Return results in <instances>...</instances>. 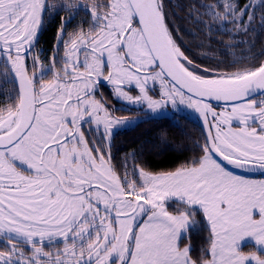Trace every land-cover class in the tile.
Listing matches in <instances>:
<instances>
[{"label": "snow or ice", "instance_id": "6c2138e0", "mask_svg": "<svg viewBox=\"0 0 264 264\" xmlns=\"http://www.w3.org/2000/svg\"><path fill=\"white\" fill-rule=\"evenodd\" d=\"M241 3L188 5L232 41L231 60L209 43L197 61L165 0H0V264H264V0ZM106 86L156 116L193 110L203 143L169 171L114 164L113 129L134 122Z\"/></svg>", "mask_w": 264, "mask_h": 264}, {"label": "trees", "instance_id": "16d2710c", "mask_svg": "<svg viewBox=\"0 0 264 264\" xmlns=\"http://www.w3.org/2000/svg\"><path fill=\"white\" fill-rule=\"evenodd\" d=\"M49 2L59 3L60 0H49ZM78 2L85 3L86 0H78ZM165 2L169 4V11L176 13L171 19L180 29L175 34L177 42L181 44L182 48L190 50L192 56L197 58V61L203 58V53L209 52V43H211L212 51L216 57L224 59L226 54L227 59H232L231 51L223 49L221 44L218 43L219 41H223L225 44L232 43L229 36L213 31L211 33L212 40L209 41L205 35L207 29L195 23L194 19H188L186 14L189 4H214L216 0H165ZM255 2L259 4L260 0H255ZM241 6H243V0ZM200 11L202 12L203 9H200ZM60 16L68 18L69 12H61ZM86 20L87 17L84 12H80L71 20L69 30L84 23ZM59 26V17L54 22L46 25L47 31L43 37V40L49 41V43L43 45L46 54L51 51V40L55 35V30ZM84 26L87 27V24L84 23ZM213 27H215V24ZM201 43L205 45L203 49L197 47ZM257 48H259V44ZM238 53L239 50H237ZM11 88V84L6 85L7 90L10 91ZM119 111L124 117L139 112L136 109L124 108H119ZM204 134L202 123L184 114L147 117L140 120L134 126L120 130L114 134L111 142V154L114 158L113 163L120 165L125 158H128L129 166H131L133 162L131 154L135 152L139 167H146L148 170L154 172L173 170L194 155L195 144L197 142L203 143ZM141 152L143 155H140ZM120 170L122 171V169ZM201 240V235L195 232L192 233V242L194 245H199Z\"/></svg>", "mask_w": 264, "mask_h": 264}, {"label": "rangeland", "instance_id": "374dc122", "mask_svg": "<svg viewBox=\"0 0 264 264\" xmlns=\"http://www.w3.org/2000/svg\"><path fill=\"white\" fill-rule=\"evenodd\" d=\"M109 88H110V86H109ZM157 88H158V85H157ZM131 94L135 96L137 94V92L134 91ZM97 98H100V97L98 96ZM109 101L110 100L106 96L103 95V102L110 109H114L115 108V110H117V112L116 111L114 112V115H116V116L124 117V116H122L120 114L119 108L136 109L137 111H139V112H137V114H132L131 116L126 117L128 120L134 122L133 126L135 124H137L140 120L144 119V118L156 116L154 114H151L149 112V110H147L145 105H134V104H131L128 101H120V100H117L116 98H114V96H113V100L110 101V102ZM180 107L183 109L182 111H175L174 112L172 110V108H171V105L169 104L167 109L165 110V111L168 112V115H166V116H173L175 114H184V115H187V116H189V117H191V118H193V119H195V120H197L199 122H202V119L193 110L184 108V106H180ZM128 128H130V127H125V126L121 125V126H118V127L114 128L113 132L115 134L116 132H118L120 130H125V129H128ZM102 131H103V129L101 127L100 132H102ZM97 136H99V133H97ZM105 147H107V145H105Z\"/></svg>", "mask_w": 264, "mask_h": 264}, {"label": "flooded vegetation", "instance_id": "af4514ba", "mask_svg": "<svg viewBox=\"0 0 264 264\" xmlns=\"http://www.w3.org/2000/svg\"><path fill=\"white\" fill-rule=\"evenodd\" d=\"M102 92H103V95L106 96L110 101L113 100V95L110 94V88H109V86H106V87L102 90ZM110 101H109V102H110ZM110 104H111V103H110ZM114 109H115V108H114ZM116 112H117V110H116Z\"/></svg>", "mask_w": 264, "mask_h": 264}, {"label": "water", "instance_id": "95a60500", "mask_svg": "<svg viewBox=\"0 0 264 264\" xmlns=\"http://www.w3.org/2000/svg\"><path fill=\"white\" fill-rule=\"evenodd\" d=\"M202 123V125H203V122H201ZM203 128H204V126H203ZM204 132H205V134H206V129L204 128Z\"/></svg>", "mask_w": 264, "mask_h": 264}]
</instances>
